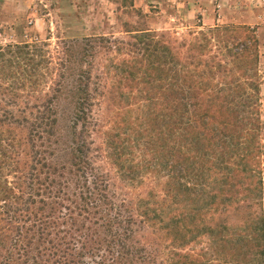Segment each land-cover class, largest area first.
<instances>
[{"label":"trees","instance_id":"trees-1","mask_svg":"<svg viewBox=\"0 0 264 264\" xmlns=\"http://www.w3.org/2000/svg\"><path fill=\"white\" fill-rule=\"evenodd\" d=\"M123 32L0 44V264H264L256 31Z\"/></svg>","mask_w":264,"mask_h":264},{"label":"rangeland","instance_id":"rangeland-1","mask_svg":"<svg viewBox=\"0 0 264 264\" xmlns=\"http://www.w3.org/2000/svg\"><path fill=\"white\" fill-rule=\"evenodd\" d=\"M131 26L167 32L179 41L216 26L253 28L259 40L257 73L260 86L256 98L258 112L252 117L260 121L264 132V0H0L2 45L41 41L54 48L58 37L80 39L91 35H112L124 38L123 31ZM63 110L64 107L61 112ZM94 141V146L101 144L97 137ZM261 161V213L264 221V156ZM103 164L108 168L105 161ZM114 170L112 172L116 175ZM116 181L121 182L118 178ZM132 189L125 185L126 192L133 191L126 197H144L141 187Z\"/></svg>","mask_w":264,"mask_h":264}]
</instances>
